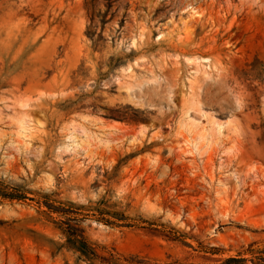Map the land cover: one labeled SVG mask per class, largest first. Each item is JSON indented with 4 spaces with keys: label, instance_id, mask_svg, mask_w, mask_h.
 <instances>
[{
    "label": "rangeland",
    "instance_id": "obj_1",
    "mask_svg": "<svg viewBox=\"0 0 264 264\" xmlns=\"http://www.w3.org/2000/svg\"><path fill=\"white\" fill-rule=\"evenodd\" d=\"M0 264H264V0H0Z\"/></svg>",
    "mask_w": 264,
    "mask_h": 264
},
{
    "label": "trees",
    "instance_id": "obj_2",
    "mask_svg": "<svg viewBox=\"0 0 264 264\" xmlns=\"http://www.w3.org/2000/svg\"><path fill=\"white\" fill-rule=\"evenodd\" d=\"M114 0H108V2H109V4L110 3H112ZM4 196H7V197H10V198H16V197H18V196H14L15 194H13V193H10V194H3ZM75 243H78L77 244V248L79 249V250H81L83 253L85 252V248L87 247V244H86V242H84V241H81V240H75Z\"/></svg>",
    "mask_w": 264,
    "mask_h": 264
}]
</instances>
